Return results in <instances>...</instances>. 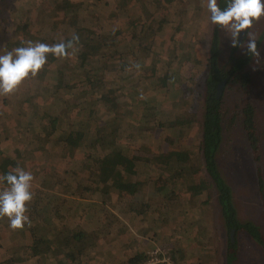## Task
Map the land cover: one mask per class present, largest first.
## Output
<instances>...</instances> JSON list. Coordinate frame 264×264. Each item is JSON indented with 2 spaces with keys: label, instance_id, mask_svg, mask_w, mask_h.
<instances>
[{
  "label": "rangeland",
  "instance_id": "obj_1",
  "mask_svg": "<svg viewBox=\"0 0 264 264\" xmlns=\"http://www.w3.org/2000/svg\"><path fill=\"white\" fill-rule=\"evenodd\" d=\"M65 1H68L69 7L59 12L55 9V0H0V54H4L3 43L8 39H11L8 42L11 44H16L19 40L42 42L45 37H48V40L66 41L73 34L75 27L89 31L91 40L89 47L91 49L97 47L99 51L101 46L98 44V32L126 28L130 23L124 36L125 40H129L133 29L132 24L136 23L139 26L144 24L145 28L152 27L153 30L155 23L161 24L163 36L158 37L156 34L154 38L159 46L162 43L161 40H164L163 54L152 55L145 47V42L142 45L123 46L120 51L124 61H119L127 64L125 66L127 72L111 71L108 75L104 74L103 91L119 83V86L125 87L124 91L127 88L130 89V94L141 89L148 90L149 95L143 96L142 99H149L152 92L158 93L157 89L161 90L164 85L173 86V84L168 85V81L162 74L165 70L176 67L172 71L174 76L170 82L175 81L176 77L181 79L176 84L182 86L181 89L186 93L182 95V99L185 98L187 103L180 104L179 107L174 104L157 106V117L164 120L170 115H177L180 119L188 121L189 126L184 127L182 131H176L179 134L178 138L174 137L168 129L156 127L154 134L148 130L147 133L152 136L143 138V147L140 146L142 144L137 137L136 139L126 137L128 133L136 134L137 130L132 128L127 131L122 130V136L126 138V141L122 140V145L127 142L128 147L135 151L136 158L139 157V159L135 158L134 167L131 162L128 164L130 167L127 166L128 171L134 174L135 179L140 180H144L148 173L155 176L158 169L147 164L145 158L163 160V157L157 158L156 155L173 147L183 148L193 154L194 164L200 166L199 173L202 181L205 186L208 182L209 187L198 198H190L185 192L178 193L175 197L177 205L170 207L173 209L171 210L173 214L169 212L167 216L168 225L155 227L151 223V218L156 217L144 214L149 209V206L144 203L150 191L147 186H143L136 195L127 194L121 201L113 199L101 209L96 207L94 212L91 208V210L83 208L84 204L80 201L71 211L59 205L64 198L60 190L64 187L65 171L75 161L85 157L87 151L76 145L67 148L63 143H57L55 139L48 137L47 131L50 130L51 118L55 115L58 116L59 123L68 126L78 110L88 107L89 99L79 94L81 86L77 83L75 88L53 89L56 82L54 77H60L71 71V61L75 62L76 56L74 54L68 59L56 57L51 59L49 54L47 63L36 77L24 80L13 94L0 96V174L6 173V169L9 170L10 166L14 167L12 165L16 164V160L17 166L32 172L33 199L29 203L30 208L38 207L40 203L46 205L43 213H32L36 223L39 222L42 235L52 234L50 235L52 238L56 232L52 230L54 227L67 231L83 230L89 235L93 231L98 232L92 241L95 245L88 246L92 249V254L85 251L86 255L76 259L74 264H99L98 260L106 257L105 254L108 252L111 257L106 261L126 262L129 256L142 250L147 252L155 245L170 248L169 251L172 255L175 254L180 263L264 264V247L243 230L233 233L234 245L237 249L233 261L226 263L225 254L230 232L225 230L221 222L214 196L215 191L211 189L208 175L200 171L203 162L201 146L202 113L207 78L206 62L213 31H217L219 63L225 71L230 69L228 63L230 53L233 52L247 59L243 74L238 77L240 86L243 87L244 84L245 86L241 88L236 82L238 79L235 81L234 76L230 75L222 87V142L217 154L219 168L232 189L239 219L258 222L261 234L264 236V17L254 22L250 29L258 38L257 47L261 55L257 60L255 57L242 54L240 48L232 47L229 36L220 27L210 23V14L204 6V0H90V4L93 5H88L86 0H56V3L65 7ZM121 7H124L123 15L119 14ZM246 40L245 36L243 41ZM176 48L185 49L183 54H177V58H174ZM187 52L194 54L191 59L185 56ZM95 57L99 58V53L93 51L91 58ZM100 64H104L102 58L94 60V63L92 62L89 66L97 68ZM136 65H139V68ZM109 69L110 67H107V70ZM64 70H66L65 73H63ZM98 74L101 72L99 71ZM125 76L126 79L123 80L122 77ZM244 76L248 83L244 80ZM47 77L51 79L49 85H47ZM69 80V83H73V79ZM168 98L170 101H175L171 94ZM156 101L157 105L158 98ZM246 103H251L255 109L253 129L256 143L254 148L244 128L242 108ZM94 106L90 109L92 116L100 119L111 116L109 109L101 101H95ZM95 109L97 115H93ZM100 114L103 117H100ZM123 118L122 128L126 124V119H130L131 116L127 112ZM66 126L56 127L58 129L55 132L56 138H58V131H71ZM70 136L74 141L76 134L73 132ZM169 136L176 141L173 143L166 141V137ZM83 181L89 184L85 177ZM78 189L82 190L83 186ZM79 190L81 197L88 196L87 202L98 204L99 201L93 199L91 192H89L90 195H84L83 190ZM64 202L67 205L75 204L74 198L71 197L64 199ZM138 203L142 205L141 214L138 212ZM53 207L66 210L67 214L61 217L55 211L50 215ZM129 207H132V212L136 209V212L129 213ZM114 212H121L120 215L122 217L124 215V218L128 216V221L111 225L112 230L105 229V233L100 234L103 230L99 226L102 219L105 216L114 215ZM120 228L123 230L117 233ZM29 242L27 229L13 231L8 227L6 217L0 219V264H34L30 256L32 250L28 247ZM121 244L124 246L122 249H120ZM11 255L20 259L27 258L28 261L13 262ZM96 255L99 257L97 256L98 259L95 261L93 257ZM61 258L70 262L67 256H61ZM47 262L50 261L46 260L45 263L40 264H48Z\"/></svg>",
  "mask_w": 264,
  "mask_h": 264
},
{
  "label": "trees",
  "instance_id": "obj_2",
  "mask_svg": "<svg viewBox=\"0 0 264 264\" xmlns=\"http://www.w3.org/2000/svg\"><path fill=\"white\" fill-rule=\"evenodd\" d=\"M88 5L90 0H86ZM66 6L57 4L55 0V9L58 11L64 10L68 5V1H65ZM219 6L223 9L226 7V0H219ZM124 7H121V12L119 14L123 15L122 12ZM128 23V22H127ZM139 25L132 24V32L129 40H125V31L130 27V23L127 24L126 28H116L112 31L98 32L97 39L101 48L99 51L96 49H91L90 45V36L89 31L82 30L81 28L75 27L73 34L79 36V43L76 45V61H71L72 69L68 73H65L64 70L60 77L56 76L53 79L56 81L53 89L57 90L62 87L75 88V83L81 86L79 94L83 98L87 97L88 107H83L81 110H78L73 120L68 126L64 123H59L58 116H53L51 118V127L47 131L48 137H52L58 143H63L67 148H70L71 145H76V147H82L86 152L85 157L80 160H77L65 171V182L64 187L60 190V193L63 195L61 203L59 205L67 207L68 211H71L75 208L78 203L82 202L84 204L83 208L87 210H93L97 208H102L108 204L111 200L121 201L125 195H136L139 193L140 189H143V186L149 187L148 195L145 204L149 206V209L145 212L147 216H155L156 218H151V223L155 226L168 225L167 216L170 212L173 214L170 207H175L177 205L175 197L178 196V193L185 192L186 195L194 198H198L200 194L206 191L209 187L208 182L205 186L202 181V176L199 173V167L196 166L193 162V154L189 151L183 150V148H171L167 149L163 153H158L157 158H164L163 160L149 159L145 158L147 164L152 165V167L158 169L155 176H151V173L146 175L144 180L135 179L129 170L128 164L131 162L132 167H134L136 161V156L134 155L133 150L128 147V143L125 142L122 145V140L126 141L124 138L122 130L127 131V129L137 130L136 134H129L126 136L130 139L137 137L140 140V146L143 147L144 141L143 138L146 136H152L151 134L155 133L156 127L163 129L171 130V134H174V137H179L178 130L182 131L184 127L189 126V122L183 119H180L179 116L170 115L167 119H159L157 117L156 108L157 106H165L166 104H174L179 107L180 104L187 103V100L182 99V95H186L181 85L176 84L180 82L181 79L176 77V80L170 82V79L174 76L172 71L176 68L168 69L164 71V78L168 81V85L173 84V86H165L163 88L157 89L158 93H153L149 99H142L143 96L149 95L148 90L144 91H135L130 94L129 90L124 91L125 87L113 86L108 88L105 92L103 75L110 74L112 72L121 71L126 73L124 61L122 59V52L120 48L123 46L129 47V45H142L143 42L146 43L145 47L151 52L152 55L161 56L164 51V40H161V45H157L155 42L154 36L158 34V37L163 36V27L159 23H155L154 30L152 27L145 28L144 24ZM68 37V39H70ZM48 37L42 39V43L54 44L59 43L58 40H48ZM11 39H8L7 42L3 43L4 50L11 51L13 48L21 47L22 41L16 42V44L8 43ZM2 46V47H3ZM23 46H26L24 44ZM185 49V48H184ZM184 49L174 52V58H177V54H183ZM71 51V50H70ZM93 51L99 53V58L103 60L104 64H100L97 68H90V64L94 60H99V58H91ZM130 51V48L128 52ZM127 54V53H126ZM209 58L207 63V78L205 82V98L203 105L202 113V167L200 171L207 173L209 184H211V189L215 191V198L220 212L221 222L227 231L234 230L238 231L244 229L253 240H256L259 244L264 247V236L261 234L260 227L256 225L251 220L242 221L238 217L237 209L233 201V194L230 185L227 183L224 178L221 170L219 168L217 154L221 147L222 135H221V119L223 116L222 111V98H217V84L224 80L227 75L234 76L236 81L240 74H243L241 68L247 63L245 58L236 57L231 55V59L228 63H231L230 69L225 71L224 68L219 63L220 51L218 50V39L216 36H213L210 41L209 47ZM188 55H190L188 57ZM192 52H187L185 55L188 59L193 57ZM128 56V55H127ZM181 57V56H180ZM186 58V59H187ZM51 59H55L51 55ZM120 60V61H119ZM55 61V60H53ZM180 61V60H179ZM178 61V62H179ZM197 61V65H198ZM109 65V66H108ZM230 65V64H229ZM114 66V68H112ZM107 67H110L107 70ZM101 74H98V72ZM246 76V73H245ZM244 76V77H245ZM73 79V83H69ZM123 80L126 79L122 77ZM245 81L248 80L246 77ZM239 83V79L236 81ZM51 83V79L47 77V85ZM175 83V84H174ZM79 88V87H78ZM151 91V90H150ZM160 92V93H159ZM130 94V95H129ZM171 94L174 97L175 101H170L168 96ZM158 98L161 99V103L156 105ZM185 100V101H184ZM95 101H101L107 109H109L111 116H102L103 119L96 118L90 113L91 107H95ZM181 105V106H182ZM151 112H148V111ZM129 114L131 118L126 119V124L122 128V120H124V114ZM97 110L93 115H97ZM242 114L244 119V128L249 137L250 143L255 147L256 137L254 135V114L255 109L251 103H246L242 108ZM61 125V128L67 127L69 132L58 131V138H56L55 132L58 130L56 127ZM148 130L152 131L151 134H148ZM76 134L74 141L71 139L72 133ZM166 141L173 143L175 138L169 136L166 137ZM55 142V141H54ZM70 144V145H69ZM139 151H141L139 149ZM139 159V157H137ZM136 158V159H137ZM149 159V160H148ZM21 162V160H19ZM12 165L14 167H9L13 169L17 167L18 162ZM129 168H128V167ZM9 169V170H10ZM8 168L6 171H9ZM136 172V171H135ZM154 175V174H153ZM84 177L88 179L89 184L83 181ZM92 178V179H91ZM206 182V181H205ZM83 186L84 195H90L89 192L93 194V199L99 201L98 204H93L94 202H87L88 196L81 197L78 192V188ZM79 190V191H82ZM71 197L74 198L75 204L67 205L64 202V199ZM84 198V199H83ZM160 198V199H158ZM86 199V200H85ZM161 200V201H159ZM187 200V199H186ZM184 200V201H186ZM80 201V202H79ZM86 201V202H85ZM183 201V202H184ZM96 203V202H95ZM67 205V206H66ZM28 215L31 224H25L23 229H27V236L29 237V245L31 251V258H33L34 264L45 263L46 260L50 262L48 264H71L75 262L79 257H83L87 253H91L88 248L93 245L92 241L95 235V231L91 235L83 230L72 229L67 231L63 228H52L54 235L50 238L52 234H46L45 236L39 230L38 224L35 221V216H32V213H43L46 210L45 203H40L38 207L30 208L28 203L27 205ZM82 208V209H83ZM91 208V209H90ZM162 208V209H161ZM49 210V209H48ZM57 211L61 217L67 214L66 210H61L59 207H53L50 210V215ZM90 212V211H89ZM91 213V212H90ZM106 217L108 219H106ZM116 223L121 224L122 220L116 215H108L102 219L101 233H105V229H110L111 225H116ZM123 229L117 231V233ZM113 235L116 236V233L113 232ZM227 249H226V263H231L235 257V245L231 243V240L228 239ZM90 246V247H88ZM164 249L170 250L165 246ZM149 251V250H148ZM147 251V252H148ZM147 252L143 250L135 253L132 256H129L126 262L122 261L120 264H139L146 257ZM171 253V251H169ZM65 254V255H64ZM61 256H67L70 258V262H66L61 258ZM12 261H28L27 258L20 259L17 256H12ZM173 257L176 262H179L173 253ZM51 259V260H50ZM182 264H190L185 262ZM194 264V263H193Z\"/></svg>",
  "mask_w": 264,
  "mask_h": 264
},
{
  "label": "clouds",
  "instance_id": "obj_3",
  "mask_svg": "<svg viewBox=\"0 0 264 264\" xmlns=\"http://www.w3.org/2000/svg\"><path fill=\"white\" fill-rule=\"evenodd\" d=\"M204 6L210 14V23L219 26L229 36L231 46L258 60L261 55L257 47L258 38L250 29L254 22L264 17V0H226L223 9L218 0H204ZM241 33L247 37L246 41L240 39ZM22 43L26 46L0 54V96L13 94L24 80L36 77L47 63L49 54L58 59L74 55L79 36L72 34L67 41L51 45L39 41ZM33 180L32 172L19 166L0 174V219L6 217L8 227L13 231L31 224L26 213L27 205L33 199Z\"/></svg>",
  "mask_w": 264,
  "mask_h": 264
},
{
  "label": "built area",
  "instance_id": "obj_4",
  "mask_svg": "<svg viewBox=\"0 0 264 264\" xmlns=\"http://www.w3.org/2000/svg\"><path fill=\"white\" fill-rule=\"evenodd\" d=\"M139 264H182L176 262L173 255L164 247L155 245L146 254L144 260Z\"/></svg>",
  "mask_w": 264,
  "mask_h": 264
},
{
  "label": "crops",
  "instance_id": "obj_5",
  "mask_svg": "<svg viewBox=\"0 0 264 264\" xmlns=\"http://www.w3.org/2000/svg\"><path fill=\"white\" fill-rule=\"evenodd\" d=\"M138 209H139V214H141V209H142V205H140L139 203H138ZM129 213H131V214H133V212H136V209H134L133 210V212H132V207H129V211H128ZM120 213L121 212H118V213H116V212H114V215H116L118 218H120L122 221H124V222H126V220H127V218H128V216L126 217V218H124V215H123V217L120 215ZM127 214V213H126ZM145 214V213H144ZM128 221V220H127ZM130 228V227H129ZM131 229V228H130ZM95 244H93V246H94ZM122 248H124V246L121 244V246H120V249H122ZM92 249L90 248V252H91V254H92V251H91ZM98 255H96V256H94L93 258H95V261L98 259V257H97ZM105 256L106 257H104V258H102V259H99L98 261L99 262H97V263H99V264H120L121 262H118V260H117V263L115 262V261H113V262H108V261H106L108 258H110L111 257V254H110V252H108L107 254H105Z\"/></svg>",
  "mask_w": 264,
  "mask_h": 264
},
{
  "label": "flooded vegetation",
  "instance_id": "obj_6",
  "mask_svg": "<svg viewBox=\"0 0 264 264\" xmlns=\"http://www.w3.org/2000/svg\"><path fill=\"white\" fill-rule=\"evenodd\" d=\"M219 1V0H218ZM219 27V26H218ZM213 36H216L217 37V39L219 40V35H218V33H217V31H213V35H212V38H213ZM212 38H211V40H212ZM244 38H245V35L243 36V38H242V41L244 40ZM218 50H219V41H218ZM231 55H234V56H236V57H239V56H237V55H235L233 52L232 53H230V55H229V58H228V62L230 61V59H231ZM209 56H210V54H209ZM209 58V57H208ZM208 58H207V61H208ZM240 58H244V57H240ZM246 59V58H245ZM246 62H247V60H246ZM206 63H208V62H206ZM230 64V66H231V63H229ZM246 65H247V63L245 64V66L243 67V68H241V70L242 71H244V69H245V67H246ZM229 77H230V74L229 75H227V77L224 79V80H222L221 82H219L218 84H217V88H216V90H218V87H219V85H220V83H222V82H224L223 83V86L222 87H224V84L226 83V81H228V79H229ZM243 80V79H242ZM241 80V81H242ZM237 84H239V83H237ZM241 84V83H240ZM240 84H239V86H240ZM245 86V84L243 85V87ZM241 88H243L242 86H240ZM219 98L221 97L222 98V90H221V92H220V94H219V96H218ZM217 97V98H218ZM256 225H258L259 227H260V224L258 223V222H256V221H253ZM241 230H243V231H245L244 229H241ZM239 231V230H238ZM235 232H237V231H235ZM246 232V231H245ZM247 233V232H246ZM248 234V233H247ZM248 236H250L249 234H248ZM251 237V236H250ZM230 239V238H229ZM231 240V239H230ZM256 241V240H255ZM236 242V241H235ZM257 242V241H256ZM232 244H234V241L233 242H231ZM236 249H237V247H236V245H235V253H236Z\"/></svg>",
  "mask_w": 264,
  "mask_h": 264
},
{
  "label": "water",
  "instance_id": "obj_7",
  "mask_svg": "<svg viewBox=\"0 0 264 264\" xmlns=\"http://www.w3.org/2000/svg\"><path fill=\"white\" fill-rule=\"evenodd\" d=\"M243 36H244V34L241 33V37H240L241 40H242ZM223 83H224V82L220 83V85H219V87H218L217 95H216L217 97L219 96V94H220V92H221V90H222ZM233 233H234V230H231V231H230V239H231V242L234 241V240H233Z\"/></svg>",
  "mask_w": 264,
  "mask_h": 264
}]
</instances>
